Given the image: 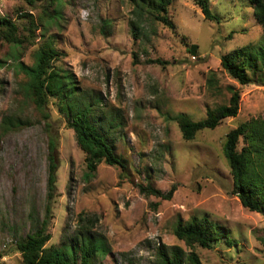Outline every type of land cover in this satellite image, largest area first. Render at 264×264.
I'll return each instance as SVG.
<instances>
[{
	"label": "rangeland",
	"instance_id": "rangeland-1",
	"mask_svg": "<svg viewBox=\"0 0 264 264\" xmlns=\"http://www.w3.org/2000/svg\"><path fill=\"white\" fill-rule=\"evenodd\" d=\"M196 2L173 0L169 16L174 28L158 22L135 40L130 0H67L58 24L49 18L50 0H0V15L40 25L20 61L31 65L41 43L52 38L64 52L56 65L101 100L96 115H115L123 123L111 138L125 163L123 168L102 162L95 177L86 180V153L56 100H49L50 118H45L24 92L26 77L15 66L11 46H0V264H22L16 243L34 231L35 217L46 213L50 134L57 137L58 168L47 247L73 237L85 214L98 217L93 233L111 249L98 259L102 264H154L161 244L193 250L203 264H264V216L245 208L233 192L223 150L231 129L252 117L264 118V84L241 85L221 62L239 47L264 43V29L251 0H210L218 21L206 19ZM192 45L198 46L196 52ZM157 58L168 63L145 62ZM211 71L217 74L219 92L208 90ZM227 86L241 93L239 114L186 140L176 115L204 119L208 108L229 103ZM147 184L164 193L173 185L176 190L170 199L146 196L139 185ZM193 216H208L237 243L220 239L212 248L187 246L174 228L178 219Z\"/></svg>",
	"mask_w": 264,
	"mask_h": 264
},
{
	"label": "trees",
	"instance_id": "trees-1",
	"mask_svg": "<svg viewBox=\"0 0 264 264\" xmlns=\"http://www.w3.org/2000/svg\"><path fill=\"white\" fill-rule=\"evenodd\" d=\"M34 3L35 0H28ZM53 12L49 15L53 23L58 24L62 19V9L67 0H50ZM254 15L264 29V0H251ZM133 5V18L130 21L131 32L135 40L147 36L145 27L154 30L155 24L162 22L170 28L174 23L169 16V7L173 0H130ZM208 20H219L212 13L210 0L196 2ZM31 14L22 15L29 18ZM35 22L23 25L7 16L0 15V46H11V57L16 60V67L23 73L26 80L23 84L25 94L35 103L36 108L45 118H50L47 112L49 100L57 102L59 110L65 115L67 125L76 134L77 142L86 153L87 172L86 180L95 177L99 164L119 165L125 167L121 155L115 151L111 135L123 123L117 121L113 115L109 119L104 112H99L100 102L96 96L83 91L73 73L56 65L61 61L64 52L55 46V40L46 39L36 51L35 60L31 65L20 61L27 48L26 43L36 40L35 30L39 29ZM50 24L41 30L44 36ZM191 52H196L198 46L192 45ZM20 49L22 51H20ZM138 54L134 53V62L137 63ZM145 62L166 65L163 59H147ZM222 67L241 85L264 84V43L248 44L239 47L222 57ZM0 66L3 61L0 60ZM208 90L219 92V80L216 72L211 71L207 79ZM231 93L229 103L215 108H208L204 119L194 121L188 114L176 115L183 137L193 140L204 129H215L222 121L229 117H236L240 110L241 93L235 86H227ZM103 115V118L100 116ZM119 116V115H118ZM12 126L16 123L10 122ZM9 127V124H8ZM113 129V130H112ZM49 173L48 191L43 218L35 217V229L27 237L17 241V249L22 254V264H102L98 259L110 254L109 246L93 233V226L98 217L81 214L77 232L70 239H65L59 247H47L52 238L49 233L52 203L56 195L57 137H49ZM241 142L243 145L241 147ZM224 155L229 163L234 180L233 192L238 196L242 205L250 211L261 213L264 216V118L252 117L241 122L231 129L224 143ZM140 192L146 196H158L170 199L176 186L164 193L152 184L139 185ZM177 239L184 241L187 246L199 245L203 248H212L217 240L224 239L229 245L237 240L232 238L224 226L211 220L208 216H193L185 221L178 219L174 228ZM264 246V235L260 238ZM154 264H203L200 256L191 251L187 253L183 247L173 245H159L156 251Z\"/></svg>",
	"mask_w": 264,
	"mask_h": 264
}]
</instances>
